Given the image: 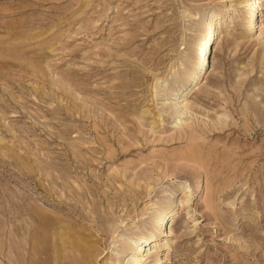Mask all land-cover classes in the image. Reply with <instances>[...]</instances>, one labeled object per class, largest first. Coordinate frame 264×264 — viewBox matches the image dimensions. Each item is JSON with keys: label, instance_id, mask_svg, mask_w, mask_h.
Segmentation results:
<instances>
[{"label": "rangeland", "instance_id": "374dc122", "mask_svg": "<svg viewBox=\"0 0 264 264\" xmlns=\"http://www.w3.org/2000/svg\"><path fill=\"white\" fill-rule=\"evenodd\" d=\"M242 1L0 0V264H130L177 200L140 264H264V0L258 35Z\"/></svg>", "mask_w": 264, "mask_h": 264}, {"label": "bare ground", "instance_id": "6f19581e", "mask_svg": "<svg viewBox=\"0 0 264 264\" xmlns=\"http://www.w3.org/2000/svg\"><path fill=\"white\" fill-rule=\"evenodd\" d=\"M262 2H263V0H248L246 2L242 1V2L238 3L237 8H239L241 6H245L247 9L245 14H244V17L242 19H239V21L244 23V25L247 28L246 30H249V34H251V35L252 34L258 35L260 33L261 27H260V24H259V21L257 18V15H258L257 10L260 9V7L262 6ZM243 9H245V8H243ZM217 27H218V15H215L212 18H210L207 22H205L203 29H201L202 30L201 43H200L198 48L195 47V49L197 48L198 50H200V52H199L200 54L198 53V56H197V60L199 61L198 64L200 67L198 70L196 69L197 70L196 72L194 71L195 73L192 75V78L190 77L191 78L190 86L188 88H185V89L182 88L183 90L180 91V95H178V97L175 96L176 101H174V104H173L175 107V113H176L175 117H173L174 125L180 124L181 121L185 118L184 116L188 111L186 110V108H184L180 104H181V102H183L185 100L186 93L189 91V89L191 90V88L194 86V84H196L198 81L202 80L203 74H204L206 68L208 67V64H209L208 58H209L210 49H211L214 41L217 38V32H216ZM208 36H209V38H208ZM211 38H213V40L209 46L207 55H205L204 52L206 49V45L209 43ZM204 43H205L204 48L201 50V46ZM205 64H206V68L204 69V72L202 74V70H203V67ZM184 185L185 186H182V188L186 189L185 191L183 190L184 193L190 192V187L187 184H184ZM197 188H199V186ZM186 195H188V193ZM182 204L183 203L180 200H177V201L171 202V204L169 206H167L168 208L163 209L161 211V213H160V215L156 221V224H157L156 225V231L160 232V237H158V232L151 231L146 236L141 237V239L136 244H133L134 247H132L133 249L131 251H129V254H128V260H129L130 264H140L143 256L146 255L149 252V250H151L155 246L159 247L161 244H163L165 246V243H167L169 240L168 237H169L170 232H171L169 230V228H167V220L174 215L175 210H178ZM133 238H135V237H133ZM142 242L145 246H143V248H142V246L138 247L139 244ZM167 251H168L167 247L164 250H158V251L156 250L154 252L153 258L155 259V261L153 264H164L165 263L164 262L165 261L164 260V254L166 256Z\"/></svg>", "mask_w": 264, "mask_h": 264}]
</instances>
